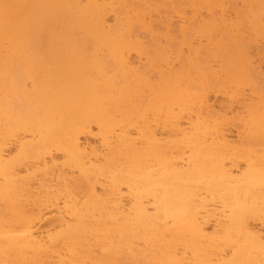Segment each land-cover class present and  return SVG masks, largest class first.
Wrapping results in <instances>:
<instances>
[{
	"label": "bare ground",
	"instance_id": "1",
	"mask_svg": "<svg viewBox=\"0 0 264 264\" xmlns=\"http://www.w3.org/2000/svg\"><path fill=\"white\" fill-rule=\"evenodd\" d=\"M130 1L0 0V95H18L34 118L10 131L9 112L0 106V203L8 214L0 218V264H120V253L130 264H264V143L232 145L221 128L227 117L217 112L189 114L181 124L173 106L194 97L205 108L208 88L182 91L172 66L154 84L134 66L130 54L140 59L144 45L126 16L134 10ZM187 1L190 17L171 10L180 21L176 43L173 16L163 17L159 32L136 10L134 25L154 45L174 43L175 59L189 66L213 50L239 58L243 71L250 49L264 61V8L252 9L264 0ZM135 2L147 7L146 0ZM145 105L163 106L161 112L167 106V119ZM251 106L242 105L249 118L240 120L264 135V109ZM16 133L31 138L30 146ZM84 136L96 144L83 143ZM14 145L32 155L7 161ZM54 154L62 160L36 172L44 179L35 180L38 192L26 200L29 182L19 172ZM50 176L62 189L48 186ZM29 199L37 212L25 208ZM253 220L262 231L252 229Z\"/></svg>",
	"mask_w": 264,
	"mask_h": 264
},
{
	"label": "rangeland",
	"instance_id": "2",
	"mask_svg": "<svg viewBox=\"0 0 264 264\" xmlns=\"http://www.w3.org/2000/svg\"><path fill=\"white\" fill-rule=\"evenodd\" d=\"M134 1V2H133ZM133 1H130V3H134L133 4V6L131 5L130 6V9L132 8V9H134L133 10V13L132 12H130V13H128V15H126L125 14V12L123 13V15L125 14L128 18H130L131 17V19L128 21V20H125L124 18H125V16H119L120 18H123L122 20L123 21H128V22H132L133 23V27H134V29H133V31L136 33H138V36H139V38L141 39L140 41H142V43H143V49H142V51H140V52H142V53H144L143 55H145L147 58L149 57V59L150 60H146L147 58H145V56H143L142 55V57L139 59L138 57H136V55L135 54H133V53H131L130 55V61L132 62V63H134L133 65L134 66H136V67H138L139 68V71L140 72H142L143 73V75H145L147 78H149V79H151L150 80V82H156V83H158L160 80L159 79H162L161 77H162V75H161V71L163 70L162 68H165V67H170V66H172V67H170V68H174V70H173V72H175L176 71V69H177V72L176 73H179L178 75H179V77H180V86H181V89H183L182 91H188V93H190L191 91L193 92V94H194V90H196L195 92H199V89L201 90V88H199V87H201L200 85L202 84L203 86H204V84H206L204 87H207L208 88V90L206 91V93H205V100H206V106H205V108L203 107L202 109H200V108H198V102L196 103V99H191V101L193 102L194 100H195V102H191L190 101V99H189V101L191 102H187L186 101V103L183 105V104H181V105H179L180 107H178V106H176V107H174L173 106V111L172 112H174V114H176V116L178 115V117L177 118H179L180 119V121H181V124H184L185 122V119L187 120V116H190L191 115V118H194V115L195 114H200L202 117H205L206 115L208 116V114L210 115V116H214V118L216 117V116H218L217 114H219V116H223V115H226V117L228 118V121H227V118H226V121H224L225 123L223 124V126H221V128L223 127V129H222V131L224 132V136L226 137V139L228 140H230V143L232 144V145H237L238 147H240V145L242 144L241 143V141L244 139V141H242L243 142V145H245V146H248V144H251V146L253 147L254 145V148H256V149H258V148H261V147H263L264 145L262 144V143H264V135L262 134V133H259V131H258V134H257V132H256V134H255V132L253 131V130H255V129H252V128H250L251 129V131H248V132H246L245 130H250L249 128H245V121H243V120H246L247 122H248V118H249V116L247 117V116H245L244 114L245 113H243L242 111H243V108H242V105L244 104V106H251V105H255L256 104V106L257 105H260L259 106V108L261 107H263L262 109H264V61H259L258 60V57H256V55H254L255 54V52H254V50L253 49H250L249 50V52H250V61L251 62H248V60H246V62H248L247 64L250 66L249 68H247L248 66H247V64H246V66L247 67H245L244 68V65H243V68H244V71L246 72H244L241 68H240V65L241 64H244L239 58H233V59H231V58H229L228 56H227V59L228 60H225V58H226V56L225 55H221V54H219L218 52L216 53L215 52V50H213L212 51V56H207L206 54H202V58H201V56H199V58H195V60H196V62L195 61H193V65L192 66H189L188 65V63H185L186 61L185 60H178V59H175L176 57H175V54L177 53L176 52V50H177V47H176V45L174 44V43H176L177 41H179L180 40V36H179V32H178V25H179V23H180V21L179 20H177L178 18H176L177 17V15H176V17H175V15L174 14H172V11L173 12H177V14L179 13H181V15L183 14V16H185V17H190V13H191V11H192V9H190V8H192L191 6H193L192 4H190V3H192V1L191 2H189V1H187V0H171L170 2H168V0H165V3H163L162 2V0L160 1V2H157L156 0H153V1H149V0H146L147 1V7L146 6H143V5H140V4H137L135 1H137V0H133ZM164 1V0H163ZM167 1V2H166ZM203 1H207V0H203ZM208 1H210V0H208ZM154 4H153V3ZM177 3V4H176ZM239 3V2H238ZM156 4V5H155ZM163 4H165L164 6H163ZM172 6V8H170V6ZM128 5H130L129 4V2H128ZM241 4L239 3V4H236V6H237V9H239V7H241L240 6ZM135 6V7H134ZM153 6L155 7V8H153ZM169 6V10H168V7ZM180 6V7H179ZM264 6V4L263 5H261L259 2L258 3H256V2H253V4H252V9L254 10V12H262V9L264 8L263 7ZM137 7V8H136ZM175 7V8H174ZM254 7V8H253ZM204 8V7H203ZM203 8H202V10H203ZM129 9V10H130ZM131 9V10H132ZM139 9V10H138ZM155 9V10H154ZM173 9V10H172ZM205 9V8H204ZM136 10L138 11L137 13H139L141 10H142V12L145 14V16H146V14L148 15V16H146V20L148 21H150L151 20V22H152V24H154L155 25V28L157 29V31H161L162 30V25L166 22V20H165V18H163V17H165V16H168V15H170V16H168V17H172V19H173V21H172V26H171V32L170 33H172L171 35H173L172 37H173V39H174V37L177 39V41L175 40V42L174 43H172V42H167V43H165L163 40H160V42L159 43H157L158 44V46H157V44H153L152 43V41H151V38L150 37H148L147 36V34L145 35L144 34V32L143 33H141V29L139 30V28H138V26H135L134 25V20L136 19V18H134L135 17V15H134V12H136ZM147 10V11H146ZM172 10V11H171ZM201 10V14H202V16L204 15L205 16V14L204 13H206V10H204V11H202ZM159 11V12H158ZM169 12V13H168ZM159 13V14H158ZM129 14H130V17H129ZM131 15H133V16H131ZM126 17V18H127ZM134 19H133V18ZM113 17H112V15L109 17V23H113ZM112 20V21H111ZM122 21V22H123ZM136 21V20H135ZM178 21H179V23H178ZM131 23V24H132ZM136 24V23H135ZM177 30V31H176ZM178 36H179V38H178ZM179 39V40H178ZM152 43V44H151ZM205 43V42H204ZM260 44V42L257 44L258 46H255V47H260L261 48V46H263V43L261 42V44ZM154 45V46H153ZM160 45V46H159ZM162 45V46H161ZM157 46V47H156ZM252 47H253V45H251ZM159 47V48H158ZM163 47V51L161 50V48ZM160 49L159 50V52H160V54L158 55V49ZM168 48V49H167ZM254 48V47H253ZM262 48H264V46L262 47ZM156 49H157V52H155L156 51ZM169 50H171V51H169ZM171 52V53H170ZM176 52V53H175ZM156 53V54H155ZM161 53H162V56H161ZM164 53H167V54H164ZM147 54V55H146ZM149 55V56H148ZM158 55V56H157ZM165 55H167V56H165ZM170 55V56H169ZM207 58V59H206ZM184 59V58H183ZM223 59V60H222ZM140 60V61H139ZM232 60V61H231ZM236 60V61H235ZM239 60H240V62H239ZM183 61V62H182ZM230 61V62H229ZM192 62V61H191ZM195 62V63H194ZM242 62V63H241ZM261 62V63H260ZM181 63V64H180ZM241 63V64H240ZM165 64V65H164ZM167 64H168V66H167ZM240 64V65H239ZM164 65V66H163ZM183 67H182V66ZM160 66H161V68H160ZM159 67V68H158ZM193 67H195V68H193ZM242 67V66H241ZM253 67H255V68H253ZM257 67H259V68H257ZM161 69V70H160ZM191 69V70H190ZM241 69V70H240ZM245 69H247V70H245ZM252 69V70H251ZM259 69V70H258ZM159 71H160V73H159ZM181 71V72H180ZM241 71V72H240ZM253 73H252V72ZM250 73H252V74H250ZM161 76L160 78H159V75ZM203 75V76H202ZM204 80V82H202L201 80ZM159 80V81H158ZM209 80V81H208ZM158 81V82H157ZM198 81V82H197ZM188 82V83H187ZM200 82V83H199ZM194 83V84H193ZM152 84V83H151ZM155 84V83H154ZM154 84H152V85H154ZM195 85V86H194ZM197 85H199V87L197 86ZM187 86V87H186ZM209 86V87H208ZM191 87V88H190ZM193 87V88H192ZM197 87V88H196ZM206 89V88H205ZM145 90V89H144ZM146 92H147V89H146ZM146 92L144 91V94H146ZM201 92V91H200ZM216 92H219L218 94L216 93ZM196 94V93H195ZM229 96V98L231 99H227V96ZM195 103V104H194ZM0 106H4L5 107V109L9 112V114H8V116H7V121H8V123L9 124H7V125H9L10 126V131H14V130H18V128L17 127H20V126H18L19 124H22V123H24V125L25 124H33L34 122H33V120H34V118L32 119V113L30 112V110H29V108H26L25 106L26 105H24L23 104V101H22V99H20L19 97H18V95H12V96H4L3 94H1L0 95ZM197 104V105H196ZM249 104V105H248ZM187 105V106H186ZM193 106V107H192ZM163 107V106H162ZM161 107V108H162ZM182 107V108H181ZM252 107V106H251ZM258 107V106H257ZM142 108H144V109H146V110H149L151 113H153L154 115L155 114H160L159 116L158 115H156V116H158L159 117V119L161 120V121H163V119L162 118H166L167 119V117H164L165 115H167L166 113H168L166 110H165V108H167V106L165 107L164 106V110L161 112V108H156V107H152V106H147V105H145V107L143 106ZM153 110H152V109ZM143 109V110H144ZM146 110H144V111H146ZM155 110L157 111V112H155ZM158 110H160V112L158 111ZM178 110L180 111V112H178ZM202 112H201V111ZM213 110V111H212ZM142 111V110H141ZM149 111L148 112H146V114H147V116L148 117H151L148 113H149ZM206 111V112H205ZM262 111V110H261ZM178 114H177V113ZM181 112H182V114H181ZM198 112V113H197ZM199 112H201V113H199ZM215 114H214V113ZM216 112H217V114H216ZM163 113H165V114H163ZM195 113V114H194ZM224 113H226V114H224ZM163 114V115H162ZM190 114V115H189ZM214 114V115H213ZM153 115V116H154ZM163 117H162V116ZM216 115V116H215ZM242 115H243V117H242ZM152 116V117H153ZM29 117V118H28ZM161 117V118H160ZM245 117V118H244ZM233 118V119H232ZM238 118V119H237ZM240 118L241 119H243V120H240ZM25 120V121H24ZM182 120H183V122H182ZM242 121V122H240V121ZM15 122V123H14ZM19 122V123H18ZM17 123H18V125H17ZM17 127H16V126ZM242 125V126H241ZM244 126V127H243ZM22 127V126H21ZM242 127H243V129H242ZM225 129V130H224ZM241 129L244 131V132H246V133H248L247 135L246 134H243V132L241 131ZM93 130H94V132H95V129L93 128ZM16 132H18V131H16ZM242 132V133H241ZM156 135L158 136V137H160V138H172L173 136L172 135H167V134H165V133H161L160 132V130H156ZM227 133V134H226ZM250 133H251V136H253V137H251V136H249L250 135ZM16 134H18V133H16ZM21 136H23L21 133H19ZM18 134V135H19ZM132 135H133V133H131ZM237 134V135H236ZM18 136L19 137V140H23L22 142H24V140H25V142L24 143H27V144H29V145H27V147L28 146H30V143H29V139H31V138H29L27 135L25 136H23L24 138H22L21 136ZM238 135H240V137L238 136ZM246 135V136H245ZM258 135H260V136H258ZM242 136V137H241ZM245 136V137H244ZM248 136V137H247ZM255 136H257L258 138H256ZM21 138V139H20ZM239 138V139H238ZM245 138H247V139H249V140H247V139H245ZM257 140H256V139ZM26 139H28V142L26 141ZM255 140V141H253V143H254V145L252 144V140ZM260 139V140H259ZM262 139V140H261ZM80 140L83 142V143H89V144H91V145H95L96 144V139H93V138H91V137H89V136H84V137H80ZM241 140V141H240ZM240 141V142H239ZM246 141L248 142L247 143V145H246ZM257 141H259V144H262L263 146H258L259 144L257 143ZM245 142V143H244ZM250 142V143H249ZM250 146V145H249ZM248 146V147H249ZM250 146V147H251ZM241 147H242V145H241ZM26 155V156H25ZM29 155H32V153L31 154H29ZM28 153L27 154H24V155H22V153H20V151H19V148H18V146H16V145H14V146H12V147H10L9 148V151H7V156H6V159H7V161H9V162H11V161H13V162H11V163H16V162H18L17 160H22V161H26V157L28 158ZM24 157V158H23ZM31 157V156H30ZM47 158V157H46ZM44 159L45 161V163H43V162H40V163H37V164H32L31 163V165H29L28 164V169H27V172L25 173V171H20L19 172V177L21 178V181L23 180V181H26V183L27 182H29V183H27L28 184V192H26V200H28V197L30 196L31 197V195L33 196V195H36L37 194V192H38V188L36 187L37 185V182H35V180L36 181H38L39 179H41V178H43L44 179V176H43V174L41 173V174H36V172H38V173H40L41 171L40 170H44L45 168H44V165L46 166V168H47V166H48V168L49 167H51L52 166V161L54 160H57L58 162L59 161H61L62 160V157L61 156H59V155H53V159H49V158H47V159ZM16 159V160H15ZM43 163V164H42ZM51 165V166H50ZM43 166V167H42ZM241 167H242V165H240ZM40 167V168H39ZM41 168H44V169H41ZM35 169V170H34ZM34 174V175H33ZM30 175V176H29ZM25 178V179H24ZM51 181H49L48 180V177H47V181H46V183L48 184V186H52V184H54L55 186H57V185H61L60 183H56V181L55 180H53V178L50 176V178H49ZM54 181H55V183H54ZM45 183V184H46ZM51 183V184H50ZM46 184V185H47ZM36 185V186H35ZM55 186H53V187H55ZM62 186H63V183H62V185H61V187H60V189H62ZM59 189V187H55V188H53V189ZM97 191L98 192H100V190L99 189H97ZM29 197V198H30ZM33 197H35V196H33ZM33 198H31V200H32ZM30 200V199H29ZM30 200V202L29 201H27V203L26 202H24V206H25V208L27 209V211H30L31 212V209H32V213H35V212H37V209L35 208L36 206H33V204H32V201ZM28 202L30 203V204H28ZM26 203V204H25ZM2 203H0V218H4L5 219V217H6V214H7V212H6V210L4 209V207H3V204L1 205ZM28 204V205H27ZM31 204H32V206H31ZM59 207H60V205H59ZM51 213L52 214H55V215H58V214H60L61 216H63V214H64V211L62 210V209H60V211H58L57 209L55 210V209H52V211H51ZM63 213V214H62ZM2 214V215H1ZM46 214V213H45ZM47 215L49 216L50 214L49 213H47ZM46 215V216H47ZM7 216H8V214H7ZM6 219H7V217H6ZM42 221H40V222H38L36 225H35V227L38 225V226H41V225H43V223H41V222H43V219H41ZM250 225H251V227H252V229L254 230V231H262V228H260V224L257 222V221H255V220H253V221H251L250 222ZM37 226V227H38ZM210 226H212L211 224H210ZM211 228L212 227H209L207 230L208 231H211ZM42 229H40V231H41ZM140 245V248L142 247V245H141V243H139ZM95 247H93L92 249H94ZM97 248H95L94 250H93V252L94 253H96L97 252V250H96ZM96 250V251H95ZM96 254H98V252L96 253ZM127 257H126V256ZM119 254V259H121V260H118V261H120V264H130V262H131V260H128L129 258H128V255L127 254ZM1 256V255H0ZM121 257V258H120ZM125 257V258H124ZM3 259V260H5L2 256L0 257V259ZM10 259V258H9ZM2 261V260H1ZM6 261H8V263H9V260H6ZM130 261V262H129ZM10 264H11V262H10ZM13 264V263H12ZM132 264V263H131Z\"/></svg>",
	"mask_w": 264,
	"mask_h": 264
}]
</instances>
